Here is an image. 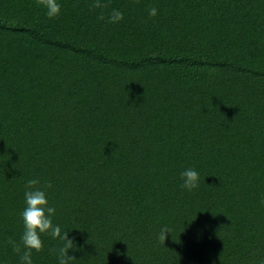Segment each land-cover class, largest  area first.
<instances>
[{"label": "trees", "instance_id": "obj_1", "mask_svg": "<svg viewBox=\"0 0 264 264\" xmlns=\"http://www.w3.org/2000/svg\"><path fill=\"white\" fill-rule=\"evenodd\" d=\"M105 2L0 0V264L34 178L73 264H264V0Z\"/></svg>", "mask_w": 264, "mask_h": 264}, {"label": "clouds", "instance_id": "obj_2", "mask_svg": "<svg viewBox=\"0 0 264 264\" xmlns=\"http://www.w3.org/2000/svg\"><path fill=\"white\" fill-rule=\"evenodd\" d=\"M35 5L44 10L48 19H55L61 14L60 0H35ZM89 7L90 10H101L98 19L108 24H117L124 19L123 12L118 9H113L105 16L103 10L108 7L105 0H90ZM157 12V8L152 7L148 10V16L154 18ZM180 180L181 188L192 192L199 187L200 175L195 169L187 168L180 173ZM51 187V183L41 185L38 178L29 179L25 184L24 209L20 214L23 225L20 242L8 241L19 256L20 264H33V253L41 252L44 247L42 235H49L53 240L62 241L61 247L50 249V252L56 256L58 264H73L76 261L75 257L69 255L75 244L68 239V232H62L59 225L53 224L56 208L49 205L46 192ZM169 233V228H162L158 240L164 244Z\"/></svg>", "mask_w": 264, "mask_h": 264}]
</instances>
